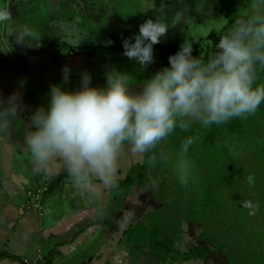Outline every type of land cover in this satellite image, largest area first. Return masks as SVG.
I'll return each instance as SVG.
<instances>
[{"label":"clouds","instance_id":"clouds-1","mask_svg":"<svg viewBox=\"0 0 264 264\" xmlns=\"http://www.w3.org/2000/svg\"><path fill=\"white\" fill-rule=\"evenodd\" d=\"M11 13L0 10V22ZM169 31L159 17L147 19L138 34L123 41V55L142 68L154 63L153 46ZM34 32L25 27L20 43ZM217 51L204 63L192 55L185 40L168 58L169 67L157 71L132 93L129 75L111 68L105 73L106 87H91L92 77L81 74V88L64 91L51 85L47 109L38 108L30 117L24 143L36 171L45 170L54 158L63 161L73 186L89 195L100 187H114L119 158L127 146L134 153H149L175 129L187 131L193 122L207 128L233 118L253 114L264 102V84L253 86L257 63L264 67V0H252L246 16L236 19L229 33L216 44ZM20 110L19 97L0 99V138L7 135ZM196 137L182 144L186 155ZM164 159V157H161ZM152 156L149 163H154ZM189 162L181 160L177 173L187 183ZM253 182V177H248ZM99 181V184L96 183ZM255 214L259 205L245 201Z\"/></svg>","mask_w":264,"mask_h":264},{"label":"crops","instance_id":"crops-1","mask_svg":"<svg viewBox=\"0 0 264 264\" xmlns=\"http://www.w3.org/2000/svg\"><path fill=\"white\" fill-rule=\"evenodd\" d=\"M101 1L96 4L97 7L106 8L108 12L121 3L120 0ZM132 1L135 9L126 22L122 23L121 20V26L111 20L101 21L99 26L95 24L89 30L96 36L83 37L81 33L78 35L77 41H82L81 47L92 54L91 59L87 60L85 53H79L78 60L67 64L65 61L43 56L44 58L39 60L41 65L38 68L27 69L34 73V83L41 82L39 84L42 87V82H45L46 86L54 85L53 82L46 83L51 79L58 82L68 81L69 84L74 81V85L80 89L81 74L88 72L92 77L90 86L102 88L106 87L105 73L115 68L118 72L129 75L130 91L140 93L142 90L138 88L141 84L139 80L145 82L150 78H140L137 72L144 73L146 68L123 55V44L114 46L113 43L119 40V36H134L142 23L150 18H162L164 11H168L174 22L180 17V10L190 11L186 19L192 18L195 15V7L186 0ZM236 1V5H239L240 1L247 4V0ZM18 6L22 7L20 3ZM52 25L49 29H58ZM75 31L77 29L72 30L71 34ZM40 34L45 40L52 38L50 41L58 47L61 42L66 41L63 33L49 34L44 31ZM57 46L45 51H52L51 54H54ZM76 49L79 51L80 47ZM49 60L51 62H48ZM7 62V59L0 62V74L6 71ZM158 62L164 66V61ZM14 66L10 64L9 68L17 71L15 82H18L19 75H25L22 70L27 65L22 63L21 66ZM14 84L12 82L0 88V99L6 102L11 95L16 94L20 103L17 118L12 122L7 135L0 138V264H19L23 259L33 261L37 258L45 264H182L184 261L186 264H218L216 261L199 259L197 254H193V249L185 250L186 246L179 248L175 257L171 255L162 260L154 251L155 244L162 246L161 241L153 243L154 245L146 242V238L151 237L153 233L150 230L154 223L159 221L154 220L159 217L161 205L154 199H149L147 188L150 187H129L140 176L139 160L142 158L141 154L132 151L131 146L125 147L121 153L115 186L100 187L98 195H89L75 188L63 161L59 158H54L45 170L36 171L31 153L24 143L27 131L35 130L29 127L30 117L35 110L21 92L18 95L11 91L10 94L9 87ZM44 89L43 102L47 103L50 102V87ZM42 182L46 183L47 191L42 195L40 211L22 208L26 190H33ZM96 183L99 184V181ZM139 224L151 233L140 238V234L136 232ZM178 241L181 242L179 239H173L175 245ZM185 252L192 254L189 261L183 258ZM165 253H168V250ZM196 258L199 261H195Z\"/></svg>","mask_w":264,"mask_h":264},{"label":"rangeland","instance_id":"rangeland-1","mask_svg":"<svg viewBox=\"0 0 264 264\" xmlns=\"http://www.w3.org/2000/svg\"><path fill=\"white\" fill-rule=\"evenodd\" d=\"M186 1L193 3L195 7L194 17L186 19L187 13L190 11L180 10V17L174 22L168 11L162 13L161 19L168 25L169 31L166 36L161 38V42L156 44L160 49H153L155 62L150 64L144 73L138 71V77L151 78L157 71L162 70L165 66H162L158 61L166 63L167 50L173 46L178 51L185 40L192 46L198 44L200 49L212 57L214 50H216V44L223 37L219 34L226 26L227 18L230 15L246 16L250 12L252 4L250 0L246 1L247 4L240 1L239 5H236V0ZM19 2L20 0H0V10H7L11 13L10 19L0 22V57L5 56L8 61L5 63L8 65H6V71L0 74V88L14 82V86L9 87L10 94L11 91L18 95L21 92L35 111L40 107L47 109L49 102H43V89L51 85L46 86L45 82H42L41 87V82L34 83V73L27 69L38 68L41 65L39 60L44 58L43 56L60 60L61 54H51L52 51L48 53L43 51L44 54L41 52L39 54L35 51L38 45L43 44L44 46L48 43V40H45L40 33L43 34L47 28L46 21L50 17L48 12L51 10L48 9L43 16L39 6L34 5L32 10L20 14ZM120 2L109 12L106 8H102V17L97 15L95 22L111 20V22H117L121 26L123 22L128 20L135 9V5L132 0H120ZM70 13L71 11L65 8L60 13L55 11L52 17L54 20L61 18L69 20L72 18ZM17 20L22 22L24 28L33 30L35 38L38 37L31 41L33 42L32 48L24 50L23 43H19V35L24 28L21 29L16 24ZM101 24L104 27L103 23ZM126 27L130 28L129 26ZM68 29L70 30L65 25L61 26L60 30L70 36L72 32H68ZM80 35L83 36L82 33ZM132 37L134 36L128 38L119 36V40L113 44L114 46L123 44L125 39ZM67 41L66 39L64 42L67 43ZM174 48L172 50H175ZM79 51L81 54L87 53L82 47ZM36 56L38 57L36 58ZM22 63L27 65L22 70L25 75L21 73L18 82H15L17 71L10 69V64L16 67L17 64L21 66ZM54 67L50 69L51 72H53ZM44 77L46 78V76ZM139 81L141 84L138 88L142 90L144 81ZM50 82L59 85L64 91L79 90L74 85V81L69 84L68 81L58 82L51 79L46 83ZM64 83L67 85H63ZM259 112L261 113L259 114ZM256 114L259 115L253 118ZM237 119L243 122L242 127L245 131L251 132V135L245 134V142L250 144L249 139L251 142H261V151H259L257 144L254 146L250 144L248 145L249 148L244 150H240V147L235 151L233 150L232 156H235V161L232 166H234L235 175L228 179L229 182H225L223 171L225 168L230 169L231 166L226 164L233 160L228 163L221 156H207L200 151L198 134L201 133L202 129L207 128L198 122H193L187 131L175 129L151 152L141 154L142 158L139 160L138 170L140 176L135 180V183L133 182L131 186H128L134 187V189L138 185L141 186V189L145 186L150 187L147 188L149 199L151 201L154 199L156 203L161 205L159 217L154 220L159 221L153 222L155 225L150 230L153 233L150 235L151 237L146 238V242L152 245L159 240L161 241L162 246L154 245V251L160 255V259L165 260L171 255L175 257L180 250L179 248L186 246L185 250L195 248L193 249L195 255L197 254L196 249L201 251L202 248H206L207 253L202 259L207 257L220 258L226 264H264V102L261 103L255 113ZM188 137H196L197 139L189 146L187 154L183 155L182 144ZM152 156L156 157V161L149 163ZM181 160L189 162L186 184L181 183L177 173V165ZM249 176L253 177L251 183L248 180ZM245 201L259 205L255 214L250 215L253 210L243 206ZM159 231L160 233H158ZM173 239H179L181 242L178 241L175 245ZM165 246H167L166 249ZM167 250L168 253H165ZM191 255V253L185 252L183 258L189 261ZM195 261H199V259L196 258ZM183 263L186 264L185 261Z\"/></svg>","mask_w":264,"mask_h":264},{"label":"trees","instance_id":"trees-1","mask_svg":"<svg viewBox=\"0 0 264 264\" xmlns=\"http://www.w3.org/2000/svg\"><path fill=\"white\" fill-rule=\"evenodd\" d=\"M230 16L226 20L227 22H226L225 29L222 30V33H220L219 36L220 35L224 36L228 34L233 24L235 23L236 19L241 17V16L238 17L234 15H230ZM17 25L23 27L22 22H18ZM34 37L35 36L33 35L28 38L29 40H35ZM153 48H159V47L154 45ZM173 48L174 47L172 46L169 50H167L168 57H167V62L164 63L165 67H169L168 58L177 52L175 48H174L175 50H172ZM216 51L217 49L214 50L213 55L215 54ZM192 55L194 57L199 58L204 63H207L208 60L211 58L208 53L204 52L202 49L198 47V44H193ZM4 60H6L4 57H0V62H3ZM262 84H264V67H261L257 63L256 80L253 86L255 87L256 85H262ZM261 112H259V114ZM259 114L254 115L253 118L257 117ZM242 123L243 122L238 120L237 118H233L229 120L227 123H224L221 125L212 124L209 127H207V129H202L200 131L201 133L198 134V138L200 140V151L203 154L207 156H210V155L221 156L225 158L228 161V163L229 161L231 162V160H233L231 163L226 164V165L231 166L230 169L225 168V170L223 171L225 182H229L228 179H231L233 175H235L233 171L234 166H232V164H234L233 162L235 161V156H232L233 150L235 151L239 147H240V150L241 149L244 150L246 148H249L248 145L250 144H252L253 146L257 144V146L259 147V151H261V142H251V139H249L250 144L245 142L246 141L245 134L251 135V132L245 131L242 127ZM138 227H139L138 231L136 230V232L140 234V238L142 236L148 235V233L150 232L148 229L143 228L141 224ZM192 249H195V248H192ZM196 252L198 254V257L200 256L199 259H202L204 258V255L207 253V249L202 248L201 251L200 249H196ZM203 260L216 261V263L218 264H224V261H222V259L220 258L212 259L210 257H207L206 259H203Z\"/></svg>","mask_w":264,"mask_h":264},{"label":"flooded vegetation","instance_id":"flooded-vegetation-1","mask_svg":"<svg viewBox=\"0 0 264 264\" xmlns=\"http://www.w3.org/2000/svg\"><path fill=\"white\" fill-rule=\"evenodd\" d=\"M98 2H99V0H20L19 3H20V6H22L20 8V14H24V13H27V11L32 10V7H34V5L39 6V10L41 11L43 16L45 15L44 12H46L48 9L51 10L50 12H48L50 17L46 21L47 28H46L45 32L48 31L49 34H51V33L54 34V32H57L60 35H61V33H63L65 35V39H69V40L67 41V43H65L64 41L61 42V44L58 47L53 41H50V40H52V38H51V39H48V43L46 45H44V46H43V44L38 45L35 49L38 50V52L42 53L46 49L51 50L57 46L54 54H56V55L61 54L60 60L65 61L67 64H70L72 61L74 62V61L79 59L77 57L79 55V51H77L76 48L82 46L81 45L82 41L78 42L76 39V38H78L77 36L80 33L85 35V37L96 36V34H94L93 31H89V30H91V28L93 27L94 24H96V26H99V23L95 22V21H97L95 19V17H97V15H100V17H102V13H103L102 8L103 7H100V8L97 7L96 4H98ZM28 5H30V6H28ZM65 8H68L71 11L70 14H71L72 18H70L69 20H67V19L65 20L64 18L54 20L52 17L54 15V12L56 11V12L60 13ZM86 10H88L89 12H87ZM104 16H105V14H104ZM18 22H19V20H17L16 24ZM99 22H101V21H99ZM51 24H53V25L55 24L54 26H56L58 29H55L53 27H52V29H49V28H51ZM65 25H67L70 28V30L68 29V32H72V30H76V29H77V31H75L73 35L72 34H70V36L66 35L65 32L60 30L61 26H65ZM85 25H86V27H85ZM88 26H89V28H88ZM19 27L21 29L24 28L21 26H19ZM14 37H18V36H14ZM24 40L26 42V44L23 43L24 50L32 48L31 45L33 43L29 40V38L25 37ZM69 42H71V43H69ZM42 54H44V53H42ZM84 56L87 58V60L91 59L93 57L92 54H89V53H85Z\"/></svg>","mask_w":264,"mask_h":264},{"label":"built area","instance_id":"built-area-1","mask_svg":"<svg viewBox=\"0 0 264 264\" xmlns=\"http://www.w3.org/2000/svg\"><path fill=\"white\" fill-rule=\"evenodd\" d=\"M47 191L46 183L42 182L33 190H26L25 192V202L22 205V208L26 210H32L39 212L41 209V198L42 195ZM19 264H45L40 258H37L33 261L23 259Z\"/></svg>","mask_w":264,"mask_h":264}]
</instances>
